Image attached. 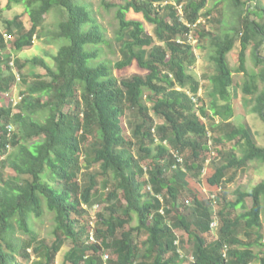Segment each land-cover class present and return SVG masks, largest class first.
I'll use <instances>...</instances> for the list:
<instances>
[{"label": "trees", "instance_id": "trees-1", "mask_svg": "<svg viewBox=\"0 0 264 264\" xmlns=\"http://www.w3.org/2000/svg\"><path fill=\"white\" fill-rule=\"evenodd\" d=\"M173 1L102 0L105 9H116V35L128 30L130 38L117 70L135 61L147 71L118 79L99 59L104 34L85 0H6L7 10L24 6L31 26L26 28L21 15H15L0 30V93L11 90L17 78L7 60L5 34L15 35L10 38L13 50L29 48L44 16L58 9L63 19L53 35L65 43L53 56L54 66L42 57L25 60L43 71L34 73L29 84L23 76L27 87L15 105H0V264H55L67 241L65 264H184L178 242L193 256L191 264H264V252L254 250L264 246V178L250 190L236 189L233 201L223 192L218 237L212 241L206 238L212 200L190 187L204 184L216 192L249 161L264 165V145L231 120L234 80L227 59L239 40L236 69L247 75L245 51L251 46L255 64L261 65L256 77L264 83V5L260 0H222L235 14L231 31L198 33L210 39L214 50L212 101L206 109L193 100L200 85L189 73L195 55L186 40L209 0ZM130 10L153 25L152 35L141 21L126 18ZM15 65L20 71L25 64ZM242 89L254 95L252 111L264 124V86L258 92L245 81ZM42 111L47 113L40 122L34 116ZM128 111L137 115L130 127ZM150 113L161 121L158 126ZM9 124L17 129L9 133ZM226 143L235 145L228 151L217 149ZM7 146L13 150L8 152ZM205 151L216 155L208 158ZM176 155L182 156L181 163ZM6 167L13 175L4 177ZM202 175V183L193 180ZM100 179L108 188L104 194L98 189ZM183 191L193 201L194 221L179 210ZM246 198L251 199L249 207ZM237 208L243 211L232 216ZM45 211L54 220L49 244L31 228L32 217L39 219Z\"/></svg>", "mask_w": 264, "mask_h": 264}, {"label": "rangeland", "instance_id": "rangeland-1", "mask_svg": "<svg viewBox=\"0 0 264 264\" xmlns=\"http://www.w3.org/2000/svg\"><path fill=\"white\" fill-rule=\"evenodd\" d=\"M88 5L92 8L95 13V16L102 27L105 43L101 44L100 47L102 49L100 60H104L107 65L112 70V73L118 79L129 78L133 75H145L147 71L139 68L135 61H133L129 66L124 67L120 70H117L116 65L118 62L122 61L126 57V53L124 52L123 45L127 41L130 40L128 35V30H126L122 36H117L116 31L118 29V22L115 18V8L105 9L102 5V0H85ZM112 1V3H116L119 0H105ZM262 5H264V0H260ZM171 3L174 4L173 0H170ZM6 0L0 1V30L5 31V21L12 19L15 15H21V19L24 22V26L29 28L31 23L29 21V16L25 12L24 6H18L11 10H7L5 8ZM179 11L181 12V6H178ZM211 10L210 15H205L207 11ZM202 15L197 21L196 25L191 27L189 34L187 35L186 42H189L193 46V52L195 55V62L190 66L189 73L192 74L199 81V91L198 97L195 98L198 107L203 106L204 108H208L212 98L209 95V77L215 72L214 62L211 60V56L214 54L213 47L210 43V39L206 36L202 38L199 36V32L204 34H217L222 35L225 32H230V26L235 21V14L232 11V8L227 3H224L222 0H209L206 4V7L202 10ZM44 22L41 27L38 28V36L34 39L33 45L29 48H25L22 51H15L10 47L11 40L10 38H14L15 35L12 34L10 38H7L6 41L8 43L7 47V60L13 68V72L16 75V82L12 86L11 90L6 93H0V105H14L19 101V98L22 97V93L25 92L27 85L23 82V76L27 78L28 84L32 82V75L34 73H41L43 70L40 67H35L30 65L29 63H25V60L31 59L35 56L42 57L46 60L48 64L54 66L53 56L56 54L61 45L65 43V41L58 40L54 38L53 32L56 31L57 23L63 19V16L59 13L58 9H53L51 13L44 16ZM127 19L139 20L143 23L145 31L147 34H153V25L148 23L141 13H135L132 10L126 13ZM13 29V27H12ZM191 36V38L189 37ZM252 47L249 46L246 53V73L237 71L236 68L239 66L238 62V52L240 49L239 40H237L234 44L233 49L228 53L227 59L231 69L233 70V80L234 86L231 91V103L234 108V117L231 119L234 124H243L249 131L254 139V141L258 145H264V124L262 120L252 111V107L254 105V95L245 94L243 92V84L245 81L252 83L258 88V92L262 90L264 83L258 79L257 74L260 71L261 65H256L253 55H252ZM260 53L264 55V46L260 47ZM23 62L24 67L19 71L15 62ZM22 74V75H21ZM149 104V103H148ZM45 111L38 113L34 116L38 121L42 122L44 117L46 116ZM153 118L155 125L161 123V121L155 117L152 113H150ZM137 115L134 111H128L126 114V122L129 127L131 123L136 122ZM203 121L207 124V126L211 125V121L203 119ZM214 121H220L218 117L214 119ZM14 130L17 129V125L12 124ZM157 134V131L155 130ZM34 139V138H33ZM32 139V140H33ZM166 143V142H164ZM212 145V144H211ZM235 143H226L224 145H219L217 149H222L223 151H228L231 147H233ZM215 146V144H214ZM216 147V146H215ZM13 149L9 146L8 152ZM208 158H214L215 153L211 151H205ZM238 156L241 155L239 149L236 150ZM217 153V152H216ZM219 157L217 159L219 160ZM1 159V158H0ZM213 161V160H212ZM208 163V160L206 161ZM184 169V168H183ZM4 177L9 175H13V172L6 167L3 170ZM264 178V165L257 161H249L247 166L242 170L238 171L236 177L233 180L227 182L224 187L216 192H210L209 189L206 188L204 184L202 187L196 183H190V187L193 189L199 188L201 190V194H207V197L217 195L218 202L216 206H212V213L218 212L219 208L223 205L224 201L222 200L223 192L226 193V198L229 201H233L236 197L235 190L241 189L250 190L257 182ZM203 179V175L200 179H193L195 182H201ZM202 183V182H201ZM102 180L100 179L98 189L99 192L104 194L108 188H104L102 186ZM206 190V192H205ZM188 193L183 191L178 197L179 210L187 215L189 221L196 220V216L193 213V201L188 197ZM190 200V204L186 203V200ZM103 205L104 202H101ZM245 204L247 207L251 205V199L246 198ZM101 208V206H100ZM99 209L93 208V210ZM243 210L241 208H237L236 210H232L230 213L232 216H235L241 213ZM95 211H92L94 213ZM212 216V215H211ZM218 217V215H217ZM262 219V230L261 234L263 235L262 242L264 243V215L261 216ZM219 221V220H218ZM135 224V220L132 222ZM54 227L53 214L45 211V215L41 218L32 217L31 220V228L34 231V234L38 239L44 240L47 244L51 243L54 240V236L52 234V230ZM20 235L22 239L28 238V236L17 233ZM178 236L183 235L182 232L177 231ZM218 237V229L216 231H210L206 238L208 241H212ZM69 241L62 247L60 252L56 256L55 264H65L64 263V252L69 248ZM178 252L180 253V257H182L185 261L184 264H191L190 261H194L191 259L189 250H187L181 242L177 244ZM254 250L259 252H264V246L256 247ZM107 254V253H106ZM261 254V253H259ZM189 257V262L186 260ZM17 260L19 259V255L17 256ZM23 261V262H22ZM23 264H30L31 261L22 260Z\"/></svg>", "mask_w": 264, "mask_h": 264}, {"label": "built area", "instance_id": "built-area-1", "mask_svg": "<svg viewBox=\"0 0 264 264\" xmlns=\"http://www.w3.org/2000/svg\"><path fill=\"white\" fill-rule=\"evenodd\" d=\"M189 37L191 38V36H189ZM5 38H6V39H7V38H10V36L5 34ZM20 100H21V97L19 98V101H20ZM193 100H194V98H193ZM16 103H17V102H16ZM14 105H15V104H14ZM7 129H8V131H9V133H11V131H14V127H13V125H11V124H9V125L7 126ZM7 148H9V146H7ZM176 157H177V160H176V161H177L178 163H181V162L183 161L182 156H178V155H176ZM174 167H176V165H174ZM211 200H212V204H213V206H216V205H217V200H216L215 195L211 196ZM186 202L188 203V201H186ZM211 215H212V216H211V221H210V231H216V230L219 228V221H218L217 213L214 212V213H212ZM90 241L95 242V239L93 238L92 235L90 236ZM226 250H227V247L224 246V256H225V252H226ZM104 258L107 259V254L104 255ZM191 259H193L192 256H191Z\"/></svg>", "mask_w": 264, "mask_h": 264}, {"label": "clouds", "instance_id": "clouds-1", "mask_svg": "<svg viewBox=\"0 0 264 264\" xmlns=\"http://www.w3.org/2000/svg\"><path fill=\"white\" fill-rule=\"evenodd\" d=\"M194 102H195V98H194ZM216 197V196H215ZM216 200H217V197H216ZM212 202V201H211ZM217 202H218V200H217ZM212 206H213V204H212ZM193 257V256H192Z\"/></svg>", "mask_w": 264, "mask_h": 264}]
</instances>
